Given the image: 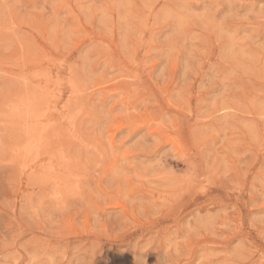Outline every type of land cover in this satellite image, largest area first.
<instances>
[{"label":"rangeland","instance_id":"1","mask_svg":"<svg viewBox=\"0 0 264 264\" xmlns=\"http://www.w3.org/2000/svg\"><path fill=\"white\" fill-rule=\"evenodd\" d=\"M0 264H264V0H0Z\"/></svg>","mask_w":264,"mask_h":264},{"label":"bare ground","instance_id":"2","mask_svg":"<svg viewBox=\"0 0 264 264\" xmlns=\"http://www.w3.org/2000/svg\"><path fill=\"white\" fill-rule=\"evenodd\" d=\"M33 96V95H32ZM31 103V102H30ZM41 131V130H40ZM31 140V139H30ZM33 141V140H32ZM28 142V141H27ZM113 216V215H112ZM83 221V220H82ZM168 239V238H167ZM91 249V248H90ZM141 253V252H140ZM81 254V253H80ZM140 262V261H139Z\"/></svg>","mask_w":264,"mask_h":264}]
</instances>
